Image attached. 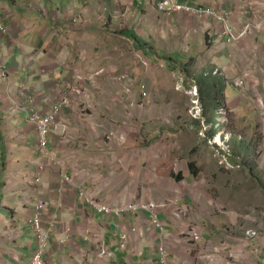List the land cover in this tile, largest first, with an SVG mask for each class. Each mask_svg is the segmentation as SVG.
<instances>
[{
  "label": "crops",
  "instance_id": "crops-1",
  "mask_svg": "<svg viewBox=\"0 0 264 264\" xmlns=\"http://www.w3.org/2000/svg\"><path fill=\"white\" fill-rule=\"evenodd\" d=\"M156 1L0 0V21L9 30L0 33V264H30L37 242L29 219L40 201L47 203V226L59 215L51 226L45 264H160L161 244L168 248L171 264H264V213L256 218V212L225 209L213 197L202 169L197 173L194 161L191 167L186 157L190 147H182L178 166L172 149L163 152L147 142L135 154L129 145L142 144L138 138L114 146L115 138L107 141L111 129L103 133L100 118L117 125L121 117L131 125L138 107L141 123L156 119L144 109L149 98L142 95V84L150 90L148 59L160 57L167 68L195 81L218 69L225 99L234 97L240 106L244 101L233 82L246 69L252 77L264 73V25L226 43L225 23L217 18L162 13ZM182 1L230 10L228 25L236 31L254 19L247 0ZM262 13L264 19V8ZM186 63L183 70L180 64ZM137 65L146 69L138 83L132 76ZM79 72L95 76L85 89L91 106L87 116L79 108L84 103L64 109L61 126L49 134L48 149L59 164L42 156L37 128L20 106L31 95L34 106L46 112L70 90ZM123 74L133 77L129 93L119 79ZM249 79L237 85L245 86L247 94ZM136 88L141 102L134 98ZM123 122L115 128L122 130L115 131L120 144L131 134ZM62 172L72 181L60 191ZM79 188L93 190L99 200L115 206L161 202L158 216L164 229L153 225L143 209L121 215L96 211ZM242 195L240 206L249 200L245 188ZM192 229L202 234L198 241L191 238ZM103 247L109 255L102 253Z\"/></svg>",
  "mask_w": 264,
  "mask_h": 264
},
{
  "label": "rangeland",
  "instance_id": "rangeland-1",
  "mask_svg": "<svg viewBox=\"0 0 264 264\" xmlns=\"http://www.w3.org/2000/svg\"><path fill=\"white\" fill-rule=\"evenodd\" d=\"M164 57L167 58V56ZM148 61L150 62V68L145 76L150 82V90H146L149 100H145V102H149V105L145 106L144 109H149L151 117L156 118L155 122H140L141 107L133 111V123L131 125L123 122L121 117L117 118V125L115 123L107 125L100 118L103 133L106 132L104 128L111 129L107 135V141L115 138L120 142V136L115 131L122 130L115 128L121 126V122H123V126H128L131 134L128 135L125 143L115 142L112 145H125L128 140H137L138 138L142 144L129 145V148L135 154H140L141 148L146 146L147 142H150L151 146L159 147L163 152L172 149V158H178L176 164L179 166L182 158V147H190L191 151L186 157L190 159L189 162L194 161L197 163V173L201 168L203 174H206L204 177L212 185L210 190L213 197L220 201L225 209L227 207L233 209L234 207L238 212L244 210H246L245 213L256 212V218L260 215V212L264 213V114H261L262 109L257 106V98L262 97L264 99V73L252 77L250 69L243 71L242 74L245 71L248 72V76L244 80L250 78L247 84V87L249 86L248 94L245 86L242 89L236 84L237 79H243L242 74L236 78L233 83L244 104L242 106L238 105L239 100L234 97L225 99L227 105L217 112L218 123L214 126L216 132L210 136L213 131L212 124L205 123L207 129L204 133L200 132L204 125L203 123L198 125L196 120L201 119L194 118L191 113L194 100H198L202 107L204 102L207 101L203 90L199 89L198 82L193 77H188L183 72H179L178 69H170V66L167 68L160 57L159 59H148ZM261 62L264 68V54ZM144 67L137 65L133 69L132 76L137 83L144 77V71L146 70ZM133 77L127 76L131 82H133ZM177 82L181 83L179 85L180 89L176 88ZM81 85L87 89L90 83L82 81ZM195 88H197L196 91ZM133 93L134 98L141 102L139 89L136 88ZM81 98L87 99L84 96ZM79 108L84 116L88 115L90 108L85 109L82 106ZM262 111H264V108ZM136 114H138L137 117H134ZM159 127L160 129L157 131ZM226 132L229 133L231 138L229 145L227 141H223ZM219 133H222L220 144L225 149L230 148L229 151L232 154L230 157L234 156L232 160L229 155L223 157L224 151L216 143V136ZM149 134L155 137L148 139ZM248 142L252 147L253 154L246 153L242 149V143L247 145ZM166 157L168 158V156ZM225 158L234 164V166L229 165L230 169H226L224 166ZM223 184H226V186H223ZM243 188L246 189L245 196L249 200H246L240 206ZM89 193L93 194L95 192L91 190ZM256 198H258L257 201H255Z\"/></svg>",
  "mask_w": 264,
  "mask_h": 264
},
{
  "label": "built area",
  "instance_id": "built-area-1",
  "mask_svg": "<svg viewBox=\"0 0 264 264\" xmlns=\"http://www.w3.org/2000/svg\"><path fill=\"white\" fill-rule=\"evenodd\" d=\"M248 5L254 8V14L258 15L255 16L253 14L254 19H249L247 22L244 23L243 27L236 31L233 27L228 25V21L232 17V13L230 10H217L215 8L207 7H194L186 2H183L182 0H157L156 1V7L157 9L162 13L171 14L173 12H185L191 15H209L217 18L219 21L225 23L224 33L227 36L226 43H232L240 38H242L244 35L249 34L253 31H260L263 28L264 25V19H263V13L262 10L264 8V0H247ZM260 7V8H258ZM8 28L0 21V33L7 34ZM218 73V69L214 71V74ZM243 79L239 78L236 80L237 85H243L245 83V78L248 76V73L242 74ZM95 76L89 75L87 76L83 72H79L75 74L74 77V84L71 86L70 90L67 91V93L61 97L59 102L53 106L46 112H43L40 109H37L34 106L35 99L33 96L28 95V104L27 105H21L20 107L25 109L26 111V120L34 124L37 128L38 132V147L41 151L42 156L46 158H50V160L57 161L58 163H62L60 160H56L54 157L51 156L49 149H48V137L51 131L54 129H58L61 126V123L59 122V117L64 109L77 105L80 106L82 103L84 105L82 106L85 109L90 108L91 101L89 99H83L81 98L84 96L87 98L88 92L85 90V88L82 87L81 83L82 81H88L91 85L92 79ZM122 82L123 90L125 92H131L132 91V82L127 78V75H122L119 77ZM180 82H177L176 87L180 88ZM142 95L144 97H147V91L145 88V85L142 86ZM197 88H195V91ZM24 90L21 91L23 93ZM194 106L191 110V113L194 118L201 119V122L204 124L203 129L200 131L204 133L205 129H207V126L204 122L203 117V107L202 104L198 100H194ZM258 107L263 110L264 108V99L262 97L258 98L257 100ZM261 110V114H264V111ZM216 143L222 147V150L224 153L222 154L223 157H226L227 155H230V148L225 149L222 144H220V140H222V133H219L217 136ZM230 135L228 132H226L224 136L223 141H227L229 145ZM224 166L226 169H230L229 165H233L230 163L226 158L224 160ZM62 181L59 187L60 191H63L64 183L68 184L71 183L72 178L65 172L61 173ZM79 195H81L85 202L90 205L93 209L96 211L104 212L106 214H117L121 215L125 211H131V210H137V209H143L145 211L150 212L151 222L156 227L164 229L163 222L160 220L158 216V210L161 206L164 204L161 202H155L152 200L149 201H136V202H129L123 205L115 206L111 205L109 203L103 202L99 200L94 194L89 193V191L84 190L83 188H79ZM47 205L46 202L40 201L35 205L34 210L31 213V217L29 219V222L31 223V226L36 234V249L33 252L31 262L30 264H45V255L50 245V237H51V226L57 225L59 222V215L56 212L52 218L50 219L51 225L47 226V222L44 220L45 211L44 207ZM179 211L183 214L182 210L179 209ZM46 222V224H45ZM249 234L256 235L257 232L255 230H249ZM191 238L195 241H198L202 234L200 231H197L196 229L190 230ZM86 239H89V235L85 236ZM160 251V264H171V260L169 258V251L166 245L161 244L159 246ZM102 253L109 255L110 252L103 247Z\"/></svg>",
  "mask_w": 264,
  "mask_h": 264
},
{
  "label": "trees",
  "instance_id": "trees-1",
  "mask_svg": "<svg viewBox=\"0 0 264 264\" xmlns=\"http://www.w3.org/2000/svg\"><path fill=\"white\" fill-rule=\"evenodd\" d=\"M180 67L183 70H186L188 67V64L187 63L180 64ZM197 82L199 84V89L203 90L206 96V99H207V101H205L203 105V117H204L205 123L212 124L213 131L210 133V136H212L216 132V129L214 128V126L218 123L217 112L221 109H224L226 106L224 104L225 102L224 101L225 100V93H224L225 82L223 79H220L217 74H213V72H211L210 74L201 75V77L198 78ZM196 123H198L199 125L202 122L201 120H196ZM250 147L251 145H246L242 143V149L246 153L249 151L248 149H251ZM230 155H229V158L232 160L234 156L230 157ZM190 165L191 167L194 166L193 162H191Z\"/></svg>",
  "mask_w": 264,
  "mask_h": 264
}]
</instances>
